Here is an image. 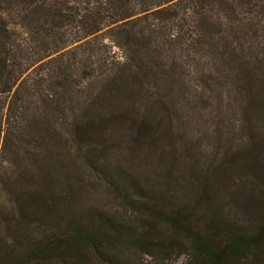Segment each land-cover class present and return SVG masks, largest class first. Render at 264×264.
<instances>
[{"label":"trees","instance_id":"trees-1","mask_svg":"<svg viewBox=\"0 0 264 264\" xmlns=\"http://www.w3.org/2000/svg\"><path fill=\"white\" fill-rule=\"evenodd\" d=\"M263 186L264 0H0V264H128L157 218L244 262Z\"/></svg>","mask_w":264,"mask_h":264},{"label":"rangeland","instance_id":"rangeland-1","mask_svg":"<svg viewBox=\"0 0 264 264\" xmlns=\"http://www.w3.org/2000/svg\"><path fill=\"white\" fill-rule=\"evenodd\" d=\"M77 177L78 181L83 185V188L86 189L85 193L88 194L87 200H85L87 206L93 205L101 210L106 208L107 212H113L114 216L111 217L118 220V218H116L117 215L119 218L135 226L138 225V222H141L137 219V214L134 215L130 210H126L122 205H119V198L111 191L107 190L98 179L80 170L79 173H77ZM157 191L163 192L165 190L157 187ZM257 192L258 193H254L255 197H259V193L261 197H263L262 193H264V186L263 190ZM181 204L182 202L179 201L177 203L178 207H180ZM241 212L242 211H237V213H234L233 217L235 223L246 226L258 222L257 217H255V214L252 212L248 214H245L246 212ZM150 223H152L149 228L151 231L147 236L151 244L150 252L152 254L142 256L140 248H129L125 251L124 255V259L128 264H211V261L214 260L216 255L207 251L201 253L199 257H196L197 259L193 256V247L195 239L198 238L197 236L202 237L204 235L203 238L206 239L204 231H201L198 235H193V230L196 228L200 229L202 226L199 218H191V223L189 218L181 221V224H186V226L192 225V231L182 228L180 225L166 223L160 218L152 219ZM44 236L43 234L35 232L28 234V237L36 239H40ZM250 251L253 253L248 254L244 258V262L240 261L235 263L234 261H223L221 264H264V241L262 244L260 243L259 246L250 248L249 252Z\"/></svg>","mask_w":264,"mask_h":264}]
</instances>
